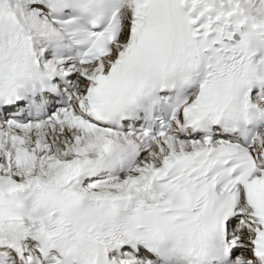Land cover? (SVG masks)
Here are the masks:
<instances>
[{"label": "snow or ice", "instance_id": "6c2138e0", "mask_svg": "<svg viewBox=\"0 0 264 264\" xmlns=\"http://www.w3.org/2000/svg\"><path fill=\"white\" fill-rule=\"evenodd\" d=\"M0 264H264V0H0Z\"/></svg>", "mask_w": 264, "mask_h": 264}]
</instances>
